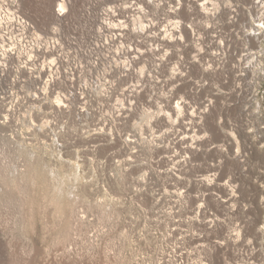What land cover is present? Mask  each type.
<instances>
[{"label": "rangeland", "instance_id": "rangeland-1", "mask_svg": "<svg viewBox=\"0 0 264 264\" xmlns=\"http://www.w3.org/2000/svg\"><path fill=\"white\" fill-rule=\"evenodd\" d=\"M68 1L79 11L59 22L56 0H0L54 47L36 67L76 68L1 80L0 264H264V4L229 0L204 30L194 3L140 0L151 28H127L113 64L96 44L109 0ZM73 72L54 80L62 100L42 95L46 73Z\"/></svg>", "mask_w": 264, "mask_h": 264}, {"label": "built area", "instance_id": "built-area-1", "mask_svg": "<svg viewBox=\"0 0 264 264\" xmlns=\"http://www.w3.org/2000/svg\"><path fill=\"white\" fill-rule=\"evenodd\" d=\"M61 1L65 2V5H66L65 11H61L60 9H58V7H56L58 3L60 4ZM93 1H97V0H93ZM187 1L188 3L196 4L195 6L199 9V13H201L202 15L201 17L204 20V24L202 26L204 30H208L211 25L213 27V24L210 23L211 20H217V22L219 21L217 16L219 15V9H220L221 4H223L221 10L223 8L231 9L230 3L227 2L229 0H208L207 1L208 2L207 12L202 10V7H201V5L205 3L204 0H199V2H197V0H187ZM150 2H151L152 9H153L154 7H156L158 0H149L147 3H150ZM183 2H184L183 0H173V4L171 3V8H172L173 13H176L178 10L181 9V6L184 5ZM75 4H76V8H75V5L73 3H70L68 0H56L55 8L53 11L56 19H58L59 22H62L64 21V19L66 18L67 14H69L70 11L78 12L79 9L77 8L79 7V5L77 3ZM109 4H110V7L108 10H106L108 11V15H103L99 17V20H102V23H100L101 28L96 30V32L99 34L107 33L105 34L106 39L104 43H102L101 41H98L96 44L100 43L99 50H103V49L110 50L107 57L113 64H115L114 60L116 58L114 57V54L117 56L118 54L121 53V56H122V54L126 52L120 40H122L123 37L127 38V36L125 35L126 33L125 31H127V28L132 33L142 35L148 32L151 27H146L142 23V19L144 18L145 16L144 14L146 13V11H145L144 4H141L140 0H109ZM224 4L227 5L228 8ZM198 9H197V12H198ZM82 13L86 14L85 11H83ZM227 14L230 20L228 22V25L230 24V25H233L232 27H235L236 25L234 24H238V18H239L237 10L236 9L229 10V13ZM76 16L78 18L77 14ZM82 18L83 19L78 18L77 25L79 26V28L84 27V31L86 32L87 30L85 29V26L89 24L91 26L90 29H92L94 23L92 22L90 24L86 22V19L90 20V18L89 17H82ZM82 21H83V26L81 27L80 22ZM159 25L161 26V28H159ZM180 25H181L180 22L177 20L171 23V27H172L171 31L174 36H172V40L170 43L174 42L175 38H176V41H179V42L183 41L182 33L180 32L181 31ZM184 25L186 27V24ZM164 27L165 26L163 25L162 21L160 22L157 21L155 23L154 28H157V40L160 39L162 41L161 33H163L162 30ZM187 28L191 31V34H192L193 32L189 24ZM255 28L258 31V26H255ZM81 31L83 32V30ZM171 31H170V36L172 34ZM32 34H33V28L31 24L25 18H23V16L20 15L16 9L11 8V9H6L4 11H0V85H1V80L7 81L9 78H13L14 75L16 76L19 75L20 71H25V72L29 71V69L26 67L27 63L29 64L30 68L35 69L37 71L35 75H39V74L42 75L41 72H47L48 67H51V68L55 67V69L53 70L56 71L57 73H60L64 70H71V69H74L76 72L75 67L68 68L67 66L69 65H65L62 62H60L61 64L65 66L59 68L58 63L52 62V60L49 63H47L48 65L46 66L41 65L39 67H36V63L37 65H39V59L41 58L49 59L46 55H50L52 57L51 54L54 55L55 50H54V47L48 48V49L45 48L44 50H42V43H44L45 41L41 43L40 38L34 40ZM164 34H167V33H164ZM192 35H195V33ZM211 38L215 39L216 37H211ZM54 41L56 43L58 42L57 39H55ZM215 42L216 41L211 42V45H210L209 40H208V46L211 47L213 43ZM217 43H218L217 47L219 49L223 47L224 43L221 40H218ZM54 45H55V48L56 47L57 49L59 48L58 44L54 43ZM32 47H35L37 49L26 51L27 49L32 48ZM21 49H25V51H22ZM128 52H132V51L129 50ZM219 52L220 51H217V56H219ZM22 57L24 59V62H20V59ZM122 59L124 58L122 57ZM16 63L21 64V67L18 69V72L15 70H12V64H16ZM30 64H33V67H31ZM95 64L96 62H93L92 65L94 66ZM75 72H73V77L71 79L60 77V74L55 75L54 77L53 75L46 73L45 75L47 76V79L46 81H44L45 85L43 84V87L41 88V91H43L42 95L51 96V94L54 92L55 93L54 99L62 100L64 96L62 95L60 90H63V89L59 90V88H54V85L56 86V84L53 85V83H55L54 80H57V81L62 80L65 84L60 85V87L67 88L69 86V83L73 84ZM35 75L32 76L33 79H35L34 77ZM10 82H13V80H10ZM47 82L50 83V85H52V88L48 86ZM76 90L78 89L76 88ZM71 91L73 94L75 93V89H71Z\"/></svg>", "mask_w": 264, "mask_h": 264}, {"label": "bare ground", "instance_id": "bare-ground-1", "mask_svg": "<svg viewBox=\"0 0 264 264\" xmlns=\"http://www.w3.org/2000/svg\"><path fill=\"white\" fill-rule=\"evenodd\" d=\"M205 1V3L204 4H202L201 5V7H202V10H204V11H208L207 10V5H208V0H204ZM62 2V1H61ZM60 2V4L58 3V5L56 6V7H58V9H63V11H65L66 10V5H65V2H62L61 3ZM264 2V0H255V4L256 3H261V6H260V11H262L261 9H263V3ZM179 32V31H178ZM166 38V39H165ZM170 39V37H169V35H167V34H165L163 37H162V41L163 40H165V41H167V40H169ZM181 39V38H180ZM220 46V45H219ZM203 48H205V47H203ZM201 49H202V47H201ZM215 52H216V50L214 51V52H212L213 53V55L215 54ZM217 53V52H216ZM125 55V54H124ZM114 62H115V60H114ZM123 62H125L124 60H123ZM126 65V67H127V63L125 64ZM206 70H208V68H206ZM56 103H58V106H59V102H57V101H55ZM15 106V105H14ZM175 109V110H174ZM174 111H175V113H176V116H177V118L176 119H174V123H176L177 121H178V118H179V116H181L182 115V112H183V107H180V105L178 104V103H175L174 104ZM3 111H5V116H4V119L7 117L8 118V116L10 115V117H11V115H12V108H8V109H6V108H4L3 109ZM160 111V110H159ZM164 111V110H163ZM38 112V111H37ZM188 112V111H187ZM42 113V112H41ZM147 114H150L149 112L147 113ZM164 114V116L166 115L169 119H170V115L169 114H167V113H163ZM191 116H192V114H191ZM43 117H44V115H43ZM151 117V116H150ZM166 117V118H167ZM45 118V117H44ZM44 118H41V119H39V120H43ZM172 118V117H171ZM181 118V117H180ZM147 119V118H146ZM7 119H5V120H3V122H5ZM25 120V119H24ZM44 124H47L45 121H43L41 124H39L38 125V128L40 129V128H42V126L41 125H44ZM184 128V127H183ZM193 137H194V135H193ZM185 139V138H184ZM223 149H225L224 147H223Z\"/></svg>", "mask_w": 264, "mask_h": 264}, {"label": "snow or ice", "instance_id": "snow-or-ice-1", "mask_svg": "<svg viewBox=\"0 0 264 264\" xmlns=\"http://www.w3.org/2000/svg\"><path fill=\"white\" fill-rule=\"evenodd\" d=\"M61 11H63V9H61ZM262 27H264V25H262Z\"/></svg>", "mask_w": 264, "mask_h": 264}]
</instances>
